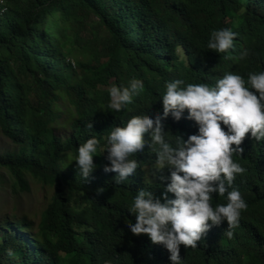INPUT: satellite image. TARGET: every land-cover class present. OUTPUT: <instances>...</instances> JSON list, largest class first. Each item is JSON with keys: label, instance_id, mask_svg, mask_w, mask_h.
Listing matches in <instances>:
<instances>
[{"label": "trees", "instance_id": "trees-1", "mask_svg": "<svg viewBox=\"0 0 264 264\" xmlns=\"http://www.w3.org/2000/svg\"><path fill=\"white\" fill-rule=\"evenodd\" d=\"M92 16L106 46L88 40ZM219 28L237 33L227 56L206 48ZM261 70L264 0H0V132L14 145L0 153V170L17 194L32 191L28 176L55 188L37 226L28 217L0 223V264H171L162 245L128 231L135 219L126 211L138 189L159 197L169 169L154 173L155 156L145 148L133 157L140 163L134 175L114 186V174L103 171L105 150L82 180L75 147L133 116L159 114L166 80L212 84L227 71L246 79ZM130 79L142 85L137 96L126 109L109 110V87ZM186 115L162 119L163 131L195 134ZM242 149L233 154L246 169L233 181L247 204L239 224L231 238L222 222L195 248L180 245L182 264H264V139L246 133ZM222 202L213 197V206Z\"/></svg>", "mask_w": 264, "mask_h": 264}, {"label": "clouds", "instance_id": "clouds-1", "mask_svg": "<svg viewBox=\"0 0 264 264\" xmlns=\"http://www.w3.org/2000/svg\"><path fill=\"white\" fill-rule=\"evenodd\" d=\"M236 36L229 28L214 29L206 48L227 56L226 50ZM247 56L248 50L244 49L238 59ZM141 88L135 79L126 86L111 85L107 108L114 112L126 109ZM159 99V114L136 115L123 125H112L99 140L89 136L75 147L73 161L81 179L86 180L96 168L93 157L106 150L108 163L103 171L113 173V185L119 186L140 166L133 157L149 149L155 156L153 172L169 169L167 183L159 197L145 187L134 193L126 211L135 222L128 223L127 229L133 235L146 234L153 244L167 250L171 264H182L180 245L195 248L203 234L222 222L227 223L223 234L231 238L232 229L247 207L233 185L236 176L246 169L233 159V154L238 156L243 151L246 133L256 141L264 139V70L249 71L246 79L227 71L212 84L166 80ZM185 110V118L197 125L195 134L183 139L163 131L162 119L170 115L179 120ZM86 127L91 129V123ZM214 196L224 202L213 206Z\"/></svg>", "mask_w": 264, "mask_h": 264}, {"label": "rangeland", "instance_id": "rangeland-1", "mask_svg": "<svg viewBox=\"0 0 264 264\" xmlns=\"http://www.w3.org/2000/svg\"><path fill=\"white\" fill-rule=\"evenodd\" d=\"M97 19L90 17L87 35L89 41L93 37L97 39L99 46H106L109 38L105 31L97 28ZM11 141L6 139L0 132V153L13 148ZM0 223L6 219L24 220L28 217L36 226L39 224L42 214L52 202L55 188L28 176L32 191L29 193H15L13 191L14 180L3 170H0Z\"/></svg>", "mask_w": 264, "mask_h": 264}]
</instances>
